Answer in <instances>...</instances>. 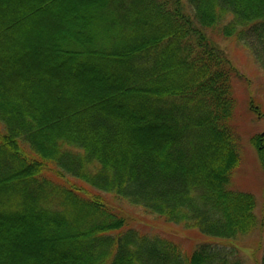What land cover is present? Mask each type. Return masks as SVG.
Returning <instances> with one entry per match:
<instances>
[{
	"label": "trees",
	"instance_id": "obj_1",
	"mask_svg": "<svg viewBox=\"0 0 264 264\" xmlns=\"http://www.w3.org/2000/svg\"><path fill=\"white\" fill-rule=\"evenodd\" d=\"M216 35L264 70V0H0V264H245L227 242L262 223L231 187ZM103 193L204 241L134 229Z\"/></svg>",
	"mask_w": 264,
	"mask_h": 264
},
{
	"label": "rangeland",
	"instance_id": "obj_2",
	"mask_svg": "<svg viewBox=\"0 0 264 264\" xmlns=\"http://www.w3.org/2000/svg\"><path fill=\"white\" fill-rule=\"evenodd\" d=\"M216 40L227 52L238 75L232 78L234 97L231 125L240 141V165L233 174L231 187L251 192L257 199L256 213L261 219L258 230L236 241H228L240 251L245 264H255L264 253V165L252 144L256 135L264 136V70L251 54V50L234 38H223L216 35ZM87 189L86 186H83ZM88 193L92 191L87 189ZM104 194V193H103ZM109 205L123 210L129 218L130 226L150 235L162 234L171 237L181 245L185 253H191L204 238L190 228L174 225L164 218H155L140 207L124 205L112 195L104 194Z\"/></svg>",
	"mask_w": 264,
	"mask_h": 264
}]
</instances>
